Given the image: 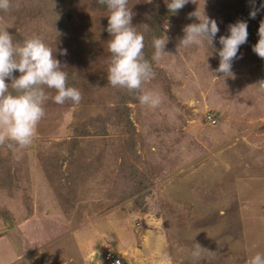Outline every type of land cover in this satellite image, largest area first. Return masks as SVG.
Returning a JSON list of instances; mask_svg holds the SVG:
<instances>
[{
	"label": "rangeland",
	"instance_id": "374dc122",
	"mask_svg": "<svg viewBox=\"0 0 264 264\" xmlns=\"http://www.w3.org/2000/svg\"><path fill=\"white\" fill-rule=\"evenodd\" d=\"M164 1L128 0L144 37ZM223 1L189 0L164 24L165 53L143 86L162 96L155 109L109 84L106 5L11 0L0 10L15 43L41 34L57 49L68 86L82 93L79 104L46 102L31 145L7 157L0 264H107L106 245L126 264H161L162 256L192 264L195 242L206 249L199 264H248L264 253V61L244 44L232 77L216 71L219 37L237 22L218 9ZM196 10L217 21L213 47H179Z\"/></svg>",
	"mask_w": 264,
	"mask_h": 264
},
{
	"label": "clouds",
	"instance_id": "9594fccd",
	"mask_svg": "<svg viewBox=\"0 0 264 264\" xmlns=\"http://www.w3.org/2000/svg\"><path fill=\"white\" fill-rule=\"evenodd\" d=\"M97 2L106 5L109 11L107 31L112 39L108 41L111 60L107 72L110 86L126 89L129 94L136 96L141 105L158 108L163 102L160 93L143 87L154 79L155 72L144 55V34L132 25L134 13L128 6V0ZM145 2L151 4L153 0ZM192 2L195 3L196 0ZM187 3L189 0H167V7L175 14ZM250 4L249 16L254 19L264 5L257 7L255 0H250ZM11 8V0H0V10L7 12ZM189 16L196 17L198 22L184 27L185 35L180 40L179 47H202L205 42L213 47V41L219 32L217 21L206 15L204 10L202 13L196 10ZM9 27L7 24H0V145H6L16 152L17 146L23 149L33 142L38 124L45 116L46 102L51 100L62 105L70 101L79 104L82 93L76 87L68 86V73L64 70L66 66L56 58L54 53L57 49H53L43 35L33 34L25 38L22 44L15 43L13 36L7 31ZM248 35L247 21L238 20L229 25V35L219 37L222 47L218 49L220 62L216 71L223 73L224 77L234 75L233 61L241 58L238 55L239 49L247 43ZM258 35L253 51L264 59V22L259 26ZM167 42L166 35L164 38L153 39V61L162 58ZM60 54L67 55V50L61 49ZM16 70L20 73L18 78L13 75ZM6 78L11 80L10 85L6 83ZM260 87L264 89V81L260 82ZM47 90H55L56 94L52 96ZM214 120L216 123V119ZM218 244L223 247L222 243ZM205 250L198 242L193 243L192 264H199ZM161 264H168L166 256L161 257ZM248 264H264V253L254 254Z\"/></svg>",
	"mask_w": 264,
	"mask_h": 264
},
{
	"label": "trees",
	"instance_id": "16d2710c",
	"mask_svg": "<svg viewBox=\"0 0 264 264\" xmlns=\"http://www.w3.org/2000/svg\"><path fill=\"white\" fill-rule=\"evenodd\" d=\"M256 1V0H255ZM208 5L211 8H214L211 4V1L208 2ZM218 9L221 12L229 13V16H227L226 20L235 19V20H246L248 23V40L245 44L248 48V50H251L253 53V45H255L259 39L258 35V29L261 24V22H264V14L258 12L256 17L254 19L250 18L249 13L251 10V4L250 0H225L221 4H218ZM188 6V3L177 13L173 14L169 11L167 7V0L164 1V4L162 5V8L159 10L157 14H153L152 18L150 20V25L148 27V32L145 37V48H144V55L147 60L152 64L153 70L155 69L156 62L152 60V56L154 53V48L152 41L155 37L164 38L165 37V23L168 20L174 19L176 16H178L182 11ZM236 23V22H235ZM234 24V23H233ZM256 60L259 62L264 61V59L260 58L256 54ZM264 130V128H262ZM73 143L77 144V140L75 139L72 141ZM264 151V149H263ZM12 150L9 151V148L5 145H0V159H4L3 165L0 166V176H3V173L5 176H10V163L8 162L7 157H11ZM50 165L49 161L46 162L45 167ZM44 167V168H45ZM4 178V177H2ZM6 178V177H5ZM8 178V177H7ZM10 178V177H9ZM5 184V183H0Z\"/></svg>",
	"mask_w": 264,
	"mask_h": 264
},
{
	"label": "built area",
	"instance_id": "2783aa9c",
	"mask_svg": "<svg viewBox=\"0 0 264 264\" xmlns=\"http://www.w3.org/2000/svg\"><path fill=\"white\" fill-rule=\"evenodd\" d=\"M212 122L215 123V120L212 119ZM104 249V254H102L104 262L107 264H117V262H119V264H126L124 262L126 259L122 256L121 251H117L107 245L104 247Z\"/></svg>",
	"mask_w": 264,
	"mask_h": 264
},
{
	"label": "crops",
	"instance_id": "0c3cea01",
	"mask_svg": "<svg viewBox=\"0 0 264 264\" xmlns=\"http://www.w3.org/2000/svg\"><path fill=\"white\" fill-rule=\"evenodd\" d=\"M264 148H261V150H263ZM259 171H264V169H262V170H259ZM262 179H264V176H263V178ZM262 181H264V180H262Z\"/></svg>",
	"mask_w": 264,
	"mask_h": 264
}]
</instances>
